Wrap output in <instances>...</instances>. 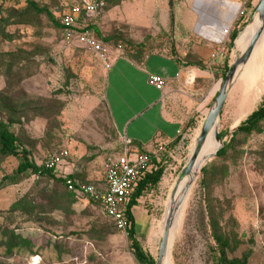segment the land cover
I'll use <instances>...</instances> for the list:
<instances>
[{
  "label": "rangeland",
  "instance_id": "374dc122",
  "mask_svg": "<svg viewBox=\"0 0 264 264\" xmlns=\"http://www.w3.org/2000/svg\"><path fill=\"white\" fill-rule=\"evenodd\" d=\"M34 1L59 20L80 0ZM253 1L239 20L237 45L231 46L235 18L227 0H108L94 23L106 48L104 63L83 48H63L59 28L45 14L24 10L26 0H0V19L7 20L0 21V100L21 114L9 128L37 165L65 145L68 156L56 173L81 181L102 178L103 164L125 148L127 138H120L103 99L104 71L115 56L141 62L149 53L175 57L184 49L190 59L193 45L210 42L211 52L225 47L210 69L209 57L204 64L213 72L204 114L190 120L192 126L184 127L174 146L155 137L138 149L164 161L160 183L144 192L134 208L137 237L155 261L169 197L222 86L224 65L230 68L245 46L241 37L260 0ZM262 97L264 32L230 85L217 124L220 141L229 140ZM0 119L8 120L1 108ZM234 139L224 156L203 165L211 169L207 185L201 183L202 166L184 196L171 225L172 264H214L211 221L229 238V257L249 252L247 264H264V122L259 131ZM131 144L126 148L134 150ZM17 166L15 157L0 154V264H139L127 235L93 202L54 179L32 173L14 177Z\"/></svg>",
  "mask_w": 264,
  "mask_h": 264
},
{
  "label": "crops",
  "instance_id": "0c3cea01",
  "mask_svg": "<svg viewBox=\"0 0 264 264\" xmlns=\"http://www.w3.org/2000/svg\"><path fill=\"white\" fill-rule=\"evenodd\" d=\"M227 1L231 4L229 11L235 18L232 32L234 29L242 28L239 20H243L244 17H238V11H235L239 0ZM250 2L252 7L254 1ZM104 13L105 10L102 15ZM94 23L96 20L92 18L87 20V27L100 38L99 30ZM192 23L187 25L190 26ZM234 43L237 45L236 39ZM191 48L193 52L190 59L185 58L184 49L179 50L182 54L175 57L162 53H149L141 62L115 56L111 60V68L104 71L103 99L106 109L120 138L129 139L131 146L136 150L147 146L155 137L170 142L178 137L182 138L186 124L193 117L196 119L195 116H200L206 111L211 97L213 72H210L204 64L213 44L205 42L202 45H193ZM197 61H200L203 67H198L195 64ZM149 74H157L164 79V85L160 90L147 82ZM103 180L104 171L102 178L85 181L100 185Z\"/></svg>",
  "mask_w": 264,
  "mask_h": 264
},
{
  "label": "built area",
  "instance_id": "2783aa9c",
  "mask_svg": "<svg viewBox=\"0 0 264 264\" xmlns=\"http://www.w3.org/2000/svg\"><path fill=\"white\" fill-rule=\"evenodd\" d=\"M108 0H80L70 4L60 15V36L63 48L80 47L93 53L106 63V48L88 27L87 20L101 18ZM248 0L238 1V17L246 13ZM225 51L223 45L216 47L209 55L207 67L210 69L218 56ZM147 82L160 90L164 79L157 74H149ZM130 144V140H126ZM125 148L120 155L103 164L104 180L102 184L84 183L71 177L65 178L67 189L98 202L100 210L112 220L119 231L125 232L126 222L122 207L132 192L136 182L149 170L153 154ZM68 156L67 149L61 146L57 152L46 158L41 166L57 170ZM65 176V175H63Z\"/></svg>",
  "mask_w": 264,
  "mask_h": 264
},
{
  "label": "trees",
  "instance_id": "16d2710c",
  "mask_svg": "<svg viewBox=\"0 0 264 264\" xmlns=\"http://www.w3.org/2000/svg\"><path fill=\"white\" fill-rule=\"evenodd\" d=\"M250 7V2H249ZM255 6L252 8L254 11ZM27 12H32L35 14H45L48 19L57 27L60 31V22L59 20L55 19L53 14L49 11L46 6L38 5L34 0H26V7L24 8ZM13 11L11 15H14ZM0 21L6 22V18L0 19ZM247 21L244 23V25ZM243 25V26H244ZM240 29H234L229 35V44L232 46L234 45V41L238 38ZM106 40V39H105ZM227 61L225 60V63ZM229 66L226 63L224 65L223 75L228 71ZM2 101V102H1ZM0 108L3 109L7 113L8 120H1L0 119V154L5 156H13L18 160V166L13 172L14 177H20L21 175L25 174H38L42 177H47L50 179H54L60 181L61 184L67 189L65 185V178L71 177L75 178L72 174L57 175L56 170L54 169H46L41 165H37L29 158V153L26 149L21 148L17 137L14 133L10 130L9 124L13 121L12 118H17L20 116V112L17 109H13L9 107L4 100H0ZM18 119V118H17ZM264 122V97L259 102V104L238 124L235 126L234 130L231 132L229 140L221 141L222 147L218 149L215 156H224L228 146L232 145L234 142V135L238 133H251L254 131L260 130V123ZM236 124V123H235ZM192 126V122H188L186 124V129ZM218 139H222L220 133L217 134ZM180 137L174 139L170 142L171 146H174ZM139 148V147H138ZM141 148H139L140 150ZM142 150V149H141ZM143 152V151H142ZM166 156V155H164ZM163 160V159H162ZM161 159L155 160L152 158L150 162V168L147 170L144 175L136 182L132 192L130 193L129 197L127 198L125 204L122 207L123 217L126 222L125 232L127 235V239L129 241V250L131 251L133 257L139 264H156V261L151 257V255L145 250L142 246L140 240L136 234V221L133 214V208L136 207L139 203V199L142 197L143 193L147 190L155 188L163 174L164 171V161ZM202 173V185L206 186V179L208 174L211 173V169L206 167L201 168ZM6 178H12V176H6ZM84 183H89L86 181H81ZM93 183V182H91ZM70 193V192H69ZM93 202L97 207L98 202L92 199H89ZM211 221V220H210ZM113 224V223H112ZM114 228L118 230V228L113 224ZM210 228L212 230V238L215 242V249H216V256L214 260V264H247L249 258V252H243L240 256L229 257L228 252L230 250L229 238L226 234H223L219 228L217 222L211 221ZM21 238V237H20ZM22 240V239H21ZM25 241V240H22Z\"/></svg>",
  "mask_w": 264,
  "mask_h": 264
},
{
  "label": "water",
  "instance_id": "95a60500",
  "mask_svg": "<svg viewBox=\"0 0 264 264\" xmlns=\"http://www.w3.org/2000/svg\"><path fill=\"white\" fill-rule=\"evenodd\" d=\"M255 15H258L260 17L261 24H260L259 28L252 35V37H251L248 45L246 46V48L238 55V57L234 60L233 64L228 69V71L224 77V80L222 82V86H221L219 92L217 93V95L215 96V98H214L212 104L210 105L209 110L205 116V119H204V122L201 126L199 135L196 138L194 148H193L190 156L188 157V160L186 161V163L182 167L178 179H180L181 177H183L186 174H189L191 172V170L193 169V167L196 165L197 156L202 149V146L204 144L207 132L217 121H219L222 106H223L225 98L228 94L230 85H231L232 81L234 80V75H235L236 69L238 67H241L242 65H244L247 62L256 41L260 38L262 32H264V0H260L258 2V5L256 6L254 13L252 15L251 21L253 20ZM216 138L219 142V147H218V149H219L220 147H222V142L218 139L217 134H216ZM218 149H217V151H218ZM216 152L212 155V157L215 156ZM198 169L200 170V168H198ZM196 174H195V176H196ZM178 179H177V181H178ZM192 179H193V177H192ZM188 185L181 192V194H180V196L176 202L175 207L178 204H180V202L182 201ZM172 193H173V190H172ZM173 211H174V208H170V211L168 212L166 219H165L163 232H162L161 239L159 242L156 264H161L163 258L165 257V255L167 253L168 238H169V227H170L169 225H170V221L173 217Z\"/></svg>",
  "mask_w": 264,
  "mask_h": 264
},
{
  "label": "bare ground",
  "instance_id": "6f19581e",
  "mask_svg": "<svg viewBox=\"0 0 264 264\" xmlns=\"http://www.w3.org/2000/svg\"><path fill=\"white\" fill-rule=\"evenodd\" d=\"M260 24H261L260 17L258 15H255L254 18H253V20L246 26V28H248V29L244 31V34H243L244 36L241 37V40H243V42H245L244 43L245 46L243 48H241L242 51L246 48V46L248 45V43H249L252 35L259 28ZM244 65H242L241 67H238L236 69L235 75L237 74V72L239 71V69L242 68ZM235 75H234V77H235ZM217 124H218V121L207 132V135H206L204 144L202 146V149H201L200 153L197 156V163H196V165L193 167V169L191 170V172L189 174H186L183 177H181L180 179H178V181L174 185L173 193H171V195L169 197V202H168V205H167V208H166L165 217H164V220H163L161 235H162V232H163V227H164L165 219H166V216H167L168 212L170 211V208H174V211H173V217H172V219L170 221V225H169L170 227H169V238H168L167 253H166L165 257L163 258L161 264H172V262H171V255L168 252V249H169V239H170V234H171V225H172V222L174 220V217L176 216L177 212L179 211V209L181 207V204H182V201H183L184 197H183L182 201L180 202V204H178L175 207L176 202H177V200H178L181 192L184 190V188L189 184L188 187H187V190H186V192H187L189 190V188L191 187L192 182H193V179L195 178V174L199 170L198 168H201L205 164V162L209 158L212 157V155L217 151V149L219 147V142H218V140L216 138V134H217ZM194 145H195V143H194ZM193 148H194V146H193ZM193 148H192V150H193ZM192 150H191V152H192ZM207 150L209 152L206 153V154H204L203 156H201V153L204 152V151H207ZM191 152H190V154H191ZM192 177H193V179H192ZM186 192H185V194H186ZM148 235L149 234L147 233V238H148ZM148 243H149V245H151L150 242H149V240H148Z\"/></svg>",
  "mask_w": 264,
  "mask_h": 264
}]
</instances>
